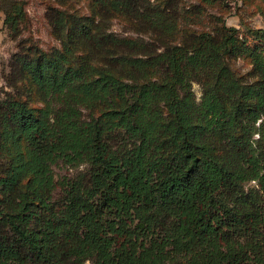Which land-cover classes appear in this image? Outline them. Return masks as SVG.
I'll use <instances>...</instances> for the list:
<instances>
[{
    "label": "trees",
    "instance_id": "trees-1",
    "mask_svg": "<svg viewBox=\"0 0 264 264\" xmlns=\"http://www.w3.org/2000/svg\"><path fill=\"white\" fill-rule=\"evenodd\" d=\"M52 10L45 15L57 31L61 19H50ZM8 67L10 73L15 67L31 72L42 106L33 113L15 100L0 105L3 139L21 137L29 146L24 152L18 148L16 161L0 169V264H82L86 259L89 264H264V151L255 144L264 145V63L255 65L251 97L235 103L217 90L198 101L178 96L175 79L165 93L155 85L137 91L120 110L131 143L119 157L105 147L96 123L89 131L79 124V109H91L98 87L114 82L109 71L66 48L47 56L30 47L21 52L18 44ZM123 84L116 81V87ZM156 98L163 99L167 119L154 107ZM197 123L223 133L236 151L251 145L255 172L242 168L232 175L211 149L193 145ZM169 148L172 154L165 155ZM55 158L89 165L83 181L70 182L62 208L48 201V165ZM150 172L157 179L150 191L157 213L171 210L175 183L215 205L205 221L193 220L194 248L186 255L178 256L182 252L176 247L166 248V241L156 239L152 217L129 226L110 216L117 201ZM250 179L254 183L243 188L242 181ZM35 205L45 213L34 221Z\"/></svg>",
    "mask_w": 264,
    "mask_h": 264
},
{
    "label": "rangeland",
    "instance_id": "rangeland-1",
    "mask_svg": "<svg viewBox=\"0 0 264 264\" xmlns=\"http://www.w3.org/2000/svg\"><path fill=\"white\" fill-rule=\"evenodd\" d=\"M49 7L54 9L48 14L50 19H61L57 31L46 18ZM0 20V105L15 100L33 113L42 106L31 72L20 67L9 72L17 44L21 52L30 47L47 56L66 48L96 69L109 71L115 82L109 80L98 87L93 107L79 109L78 115L84 131L94 123L101 128L105 147L117 157L131 143L120 110L137 91L155 85L159 94L165 93L175 79L178 96L198 101L217 90L228 103H235L251 97L257 78L255 65L264 63V0H0ZM117 80L124 84L116 87ZM154 107L168 118L163 99L156 98ZM202 125L197 123L191 132L193 145L211 149L232 175L242 168L250 174L255 172L251 145L236 151L223 133ZM1 129L0 123L3 169L16 161L18 148L24 152L29 146L21 137L16 142L10 137L4 140ZM255 144L264 151L261 141ZM171 154L169 148L165 155ZM48 166L52 179L48 201L62 208L70 182L83 181L89 165H71L55 158ZM156 181L155 172L148 173L117 201L110 216L129 226L141 222L142 217H152L158 226L156 239L166 241V248L176 247L182 252L178 256L186 255L194 248L193 220L205 221V214L216 211L215 205L210 206L191 187L175 183L171 210L157 213L159 207L153 206L150 194ZM24 183L25 178L18 182V190L24 189ZM253 183L251 179L242 181V187ZM218 198V192L214 193L213 199ZM34 209L35 221L45 211L37 205ZM147 255L150 257L149 252Z\"/></svg>",
    "mask_w": 264,
    "mask_h": 264
},
{
    "label": "crops",
    "instance_id": "crops-1",
    "mask_svg": "<svg viewBox=\"0 0 264 264\" xmlns=\"http://www.w3.org/2000/svg\"><path fill=\"white\" fill-rule=\"evenodd\" d=\"M0 22H1V20H0Z\"/></svg>",
    "mask_w": 264,
    "mask_h": 264
}]
</instances>
